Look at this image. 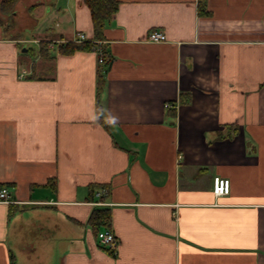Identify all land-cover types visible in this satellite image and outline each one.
<instances>
[{"label": "crops", "instance_id": "crops-1", "mask_svg": "<svg viewBox=\"0 0 264 264\" xmlns=\"http://www.w3.org/2000/svg\"><path fill=\"white\" fill-rule=\"evenodd\" d=\"M116 1L0 11V264H264V0Z\"/></svg>", "mask_w": 264, "mask_h": 264}, {"label": "trees", "instance_id": "trees-1", "mask_svg": "<svg viewBox=\"0 0 264 264\" xmlns=\"http://www.w3.org/2000/svg\"><path fill=\"white\" fill-rule=\"evenodd\" d=\"M85 4L91 11L92 23H93V31L94 37L97 40H101L103 38L104 30L106 23L110 21L118 10V2L116 0H84ZM17 0H3L0 4V11L4 16L10 15L15 8ZM1 25V20H0ZM83 47V46H82ZM94 46L89 44L88 48L91 49ZM78 46H73L71 48H67L64 52L65 54H70L74 52ZM106 62V57L104 56V63L100 66L98 83L99 90H101L102 85L104 84V65ZM100 109V108H99ZM91 223L95 226H104L109 229L111 225V213L107 209L95 211L91 217ZM101 232L97 230L96 234Z\"/></svg>", "mask_w": 264, "mask_h": 264}, {"label": "built area", "instance_id": "built-area-1", "mask_svg": "<svg viewBox=\"0 0 264 264\" xmlns=\"http://www.w3.org/2000/svg\"><path fill=\"white\" fill-rule=\"evenodd\" d=\"M87 41V36L83 33H80L77 35V42L78 43H84ZM149 41L153 43H161L166 41V36L163 33L160 32H152L149 36ZM99 55V63H104V53L100 50L98 52ZM167 108H171L170 104H167ZM231 191V184L230 181L227 179H222L220 177H216L213 182V192L216 197L226 196L229 195ZM9 199V193L6 188H3L0 190V202L2 203H8ZM100 244L103 247L108 248L113 254H116L117 252V239L115 234L110 231H101L98 233L97 236Z\"/></svg>", "mask_w": 264, "mask_h": 264}, {"label": "rangeland", "instance_id": "rangeland-1", "mask_svg": "<svg viewBox=\"0 0 264 264\" xmlns=\"http://www.w3.org/2000/svg\"><path fill=\"white\" fill-rule=\"evenodd\" d=\"M1 24L3 25V26H5V27H8L9 25H8V20L7 19H5V20H1Z\"/></svg>", "mask_w": 264, "mask_h": 264}]
</instances>
